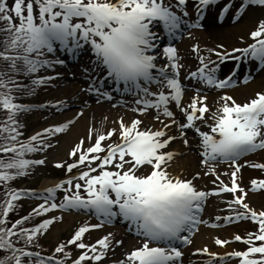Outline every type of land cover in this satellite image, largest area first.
<instances>
[{
	"label": "snow or ice",
	"instance_id": "1",
	"mask_svg": "<svg viewBox=\"0 0 264 264\" xmlns=\"http://www.w3.org/2000/svg\"><path fill=\"white\" fill-rule=\"evenodd\" d=\"M216 2L193 0L197 21L189 26L201 27L199 20L203 18L204 9ZM187 3L188 0H176L178 7H185ZM248 6H264V0H243L239 10L243 12ZM230 8L231 5H226L223 11L227 13ZM187 15L186 10L182 15L177 14L165 0H13L11 7L7 0H0V62H3L0 63V111L5 113V118L0 120V185L7 187L8 182L27 175L32 166L43 165V159L25 157L51 147L49 138L64 133L72 123L68 121L47 127L26 141L20 139L22 126L17 116L27 111L29 106L16 102L18 97L14 93L34 94L37 87L55 79L36 74L42 69L64 63L60 59L53 61L48 58L49 54L57 51L56 45L72 54L85 45L89 46L95 55L96 67L105 72L103 82L111 79L117 84L122 83L127 91H135L137 95L143 93L136 101L141 105L136 111L154 109L159 113L157 120H160V115L169 119V123L161 121L163 127L159 130H141V120L136 119L128 126L121 119V142L107 148L102 144L116 135L115 129L99 135L95 143L86 149L81 140L70 153L72 157H78L77 161L68 164L67 171L71 173L81 165H85L87 170L78 177L47 189L44 202L10 227L8 217L17 207L16 202L23 195L35 193L7 189L0 202V252L7 255L0 256V264H66V260L55 255L44 257L41 252L30 250L38 236L62 217L45 219L32 228L23 226L34 216H42L55 209L86 210L102 218L100 224L79 227L66 243L55 248V253H64L68 245L81 250V255L73 264H84L85 261L99 264L106 258L113 248L110 234L93 244L85 243L84 237L92 229L101 228L104 222L111 223L117 217L129 224L142 243L116 264H177L184 253L173 246L174 242L191 244L189 235L182 233H192L197 225L204 223L200 213L207 197L210 194L237 192L241 195H234L227 202L234 214L216 219L256 222L257 232L249 233L247 239L240 235L233 238L249 247L225 256L211 253L204 247L197 249L194 255L208 256L205 264H219L226 257L240 258L239 264H264V211L257 212L245 202L247 193L238 183L242 166L235 163L246 154L264 150V92L256 93L254 98L242 104L237 103L231 95L221 96L222 103L216 112L211 113L209 130L202 131L197 127L196 122L204 121L206 114L210 113L204 102L207 97L197 95L185 107L182 104L185 87L178 78L182 65L177 49L171 45L163 48L162 56L166 58L164 65L157 64L158 56L154 54L160 51L157 42L161 36L153 29L161 26L169 38H174L181 25L187 24L182 18ZM250 36L254 42L247 47L235 48L231 53L216 52L219 62L228 59L237 62L252 60L264 70V20L258 23ZM194 51L199 53V47ZM199 61L200 67L190 73V79L198 80L209 88L226 89L233 86L239 64L227 77L219 79V63L204 56H200ZM210 64L214 67H209ZM169 69L174 74L170 75ZM19 75L28 77L31 85L18 80ZM250 79L251 76L244 82ZM152 85L156 86V91L151 90ZM91 90L97 95L101 94L99 87L92 86ZM104 95L107 97V93ZM172 104L179 109L184 123L176 120ZM55 107L59 108L60 105ZM173 125L180 129L182 137L186 136V129H195L201 138L203 163L210 165L212 173L215 172L212 162L217 158L233 162L231 186L221 181L218 191L209 193L198 190L193 180L181 179L169 171L170 163L176 156V153L167 150L176 139L168 135ZM184 143H188L187 139H184ZM93 164L96 166L92 167ZM56 166L64 167L63 164ZM249 166L264 169V164L260 163H250ZM143 169L148 171L142 172ZM74 180L77 182L74 183ZM251 186L253 190H264V179L252 180ZM58 190L65 193L60 203L54 202ZM230 242L219 238L214 241L221 247Z\"/></svg>",
	"mask_w": 264,
	"mask_h": 264
},
{
	"label": "rangeland",
	"instance_id": "2",
	"mask_svg": "<svg viewBox=\"0 0 264 264\" xmlns=\"http://www.w3.org/2000/svg\"><path fill=\"white\" fill-rule=\"evenodd\" d=\"M191 1L192 0H189L190 5L178 7L176 0H165L167 4L173 6L174 11H180V13H183V11L186 10L189 14H191V20L197 21V16L193 12L194 8L192 7L194 5ZM242 2L243 0H217L216 3L204 9L203 20H199V23L203 28H190L189 22L192 23V21L188 17L185 19L187 24H182L180 29L177 31V33L183 37L182 42L177 47V55L180 56V59L183 57L185 60V62L181 61L183 71L188 72L191 69L197 68L200 64L199 57L204 56L209 59V56L211 57L212 54L217 52L216 49L228 51L232 49V47H238L254 42L250 36V33L257 28V25L260 21L264 20V6L259 8H256L255 6H249L245 12H241L239 9ZM226 3H229L231 8L226 16H223L222 13L221 18V14L219 13L221 8ZM224 24L234 33L229 42L217 38L211 31V28L224 26ZM156 31L160 34V36L162 35V31L160 29H157ZM197 46L199 47V53L194 51V48ZM164 47L165 46L161 47L162 51ZM56 48L57 51L52 53V56L48 58L53 61L60 59L63 60L64 63L55 64L51 69L41 70V72L45 73L46 76H52L55 77V79L48 81V83L44 86L37 87L35 93L32 94L33 98L25 101L29 107H31L30 104H36L34 106V113L32 112L29 115V127H33L31 129L32 132L30 131V137L37 132H41L47 127L72 121L69 128L64 133H60L49 138L48 143L51 144V147L46 148L43 151L35 152L34 154V157L37 160L43 159L45 163L43 165H38L39 168L37 171V176L35 177L33 175L31 177V181L28 184H30V186L38 187L41 190H47L56 186L57 184L63 183L69 178L78 177L82 171L87 169L85 165H81L74 169L72 174L61 180L50 177L54 174L57 164L64 165V167H57L59 170H62L67 167L68 164H72L77 161L78 157H72L70 153L73 148L80 143L81 140L84 141V148L86 149L95 143V139L99 135L115 129V138H118L119 141H117V143H120L121 138L119 135V121L121 119H123V122L128 126H130L131 122L136 119L141 120V130H159L163 127L161 121L164 123H169V119L163 115H160V120H157L156 116L159 113H157V111L154 109H149L147 112L136 111L137 108L141 107V105H138L136 101L140 98V96L143 95V93H140L139 98L136 99L134 98L136 92L132 96H129L116 91L115 86L120 84H115V81L108 79L106 83L103 82V78L101 77L103 71H100L99 68L96 67V58L89 46L85 45L83 49L78 50L80 54L78 58L72 62V64H70L69 61L64 58L63 54L66 52V50L61 49L59 45H56ZM154 54L158 56V60H166V58L162 56V53L155 52ZM247 62L249 64L250 70L254 69L257 71V73L251 74L256 80L262 74V70L259 67L255 68V61L247 60ZM232 64L233 62L229 61H224L223 63L219 62V71L221 72V75H227L232 67ZM254 81L249 83L252 86L251 91L246 89L248 84H244L237 86L232 90L221 91V94L219 95L216 93H206L204 96H213V99L215 100L213 102L214 108L222 102L220 97L225 94L231 95L237 101L242 103L248 99L250 100L254 98L256 93L264 91V84L255 86L253 83ZM98 84H101L102 87L98 86ZM108 85H110L111 88H109ZM92 86L99 87L101 89V94L97 95L95 91H92ZM151 90L156 91L154 88H151ZM211 91L214 92L216 90L213 89ZM191 92H194V89ZM104 93H107V97H110V99L107 98ZM194 96L196 97L197 95H193V98ZM58 104L60 105L61 112L53 113L48 110L49 107L57 108L55 106ZM80 113H82V115H79ZM206 117L211 120V117H209L208 114H206ZM200 122L201 121H197L196 124ZM209 124L210 122L207 124L203 123L200 127L203 130H209ZM176 128L178 129L177 126H174L169 129L171 131L170 135L175 136L178 134ZM90 136L91 139L89 138ZM188 136L190 140H193L191 141L190 146H185L181 141H173L171 143L172 148L176 150L178 154L173 163L170 164L169 171L172 173L173 170L178 169L180 172L179 175L182 176V179L194 180L193 183L201 187H210L212 184L209 182H213V175L211 174L210 166L204 164L198 156V144L195 142V129H190ZM111 138H114V136ZM110 143L111 140H106L103 142L102 146L107 148L106 146L110 145ZM253 159L255 163H264V150L259 151ZM185 161L193 162V165L191 166H194V168L190 171V173L183 174L182 169L180 170L179 168L181 167L180 165ZM92 166L96 165L93 164ZM244 167L245 170H243L241 174L239 173L240 178L238 183L240 187L243 188L247 193L245 202L248 203L249 206L254 210H264V190H253L251 186V181L254 180L255 177L256 180H261V178H263L264 172L261 171V169H254L249 165ZM216 168L218 169L217 166ZM224 169V166H219L218 172L227 171L229 173L234 168L229 167L226 170ZM146 171H148V169L142 170V172ZM202 173L204 174L202 175L204 176L203 178L193 179L194 177H197L195 176L196 174ZM228 173L227 175H224L227 177V181L230 178ZM49 180L56 181L46 185L47 183L45 182ZM76 182L77 181L74 180V183ZM22 186L26 187V184L24 183ZM65 187H67V185ZM237 194L241 195L240 192H237ZM64 195L65 193L63 190L60 192L58 190L54 202L60 203L63 200ZM219 196L220 195H216L210 198V204L208 206L206 216L217 218L219 216L226 217L227 214L233 213V211L229 210L228 203L219 205ZM223 197L228 198V201L232 200L231 196L229 197L228 195H225ZM19 201L24 202L22 203V206H25V204L28 203L24 201L23 198H21ZM39 204L40 203H38V205ZM69 210H67L68 212H63L62 209H55L48 213L45 219H50L53 217H62V219L56 220L51 226H49L46 234L43 235L42 242L45 243V241H47L45 243L46 248L52 249L59 246L61 243H66L74 235L75 231L79 229V227L102 223V218L94 216L92 212L85 210ZM236 210L242 211L240 208H237ZM220 221H223V219H220ZM107 224L108 223L104 222L103 227L92 229L86 233L84 242L93 244L100 238L110 234L113 248L108 252L106 258L100 261L99 264H116V262L125 259L126 255L128 254L127 252L137 245V240L127 235L124 230L107 226ZM227 224L228 227L226 228L203 230V234L201 232V234L193 242L192 247L189 248L187 257H191L197 249H202L204 246H210L214 248L210 252L219 253L220 256H225V254L231 253L232 251H245L249 245L243 242L235 241L233 238L235 235L239 234L241 237L247 239L249 233L257 232L258 225L256 222L251 220L227 222ZM209 233H211L212 241L202 242L201 238L208 236ZM216 238L231 242L221 247L214 243ZM40 239H42V237ZM117 241H123V243L116 244ZM257 244H259V242H257ZM63 254L71 257L73 262L81 255V250L76 248L74 245H68ZM4 255V252H0V256ZM239 259L240 258L226 257L223 261H220L219 264H239ZM84 264H96V262L85 261Z\"/></svg>",
	"mask_w": 264,
	"mask_h": 264
},
{
	"label": "trees",
	"instance_id": "3",
	"mask_svg": "<svg viewBox=\"0 0 264 264\" xmlns=\"http://www.w3.org/2000/svg\"><path fill=\"white\" fill-rule=\"evenodd\" d=\"M7 3H8V0H7ZM8 5H9V3H8ZM0 63H3V62H0ZM17 79L20 80L24 84L25 83L27 85H30L31 84V82H30L31 80L28 77H25L23 75H19L17 77ZM14 94L17 97H18L19 94L22 96V93H14ZM21 99H23V98H21ZM27 115L28 114L25 111V112L19 113L18 116H17V119H18L20 125L22 126L20 128V131H27L28 130L29 122L27 120ZM4 118H5V113L2 112V111H0V120H3ZM33 172H34V169H31L30 168L27 175L18 177V178H16L13 181L8 182L7 187H5L3 185H0V202L3 201L4 193L7 191V189H14V188L18 187L19 185H21L23 182H28L29 183L31 181V173H33ZM29 186H30V184H29ZM26 213H27V210H23L22 207H21V205L17 204V207L15 208V210L12 213L9 214V217H8V226L10 227L12 223H14L17 219L22 218V215L23 214H26ZM15 218H17V219H15ZM36 219H37V217L34 216L31 220L25 222V224L23 226L25 228H27V225H30L31 223L35 222ZM39 238H40V235L38 236L35 245L34 246H30V250H35V251L41 252L42 249H45V251L48 252L49 250L46 249V247L42 243H39ZM5 255H7V253H5ZM42 256H44V254H42Z\"/></svg>",
	"mask_w": 264,
	"mask_h": 264
},
{
	"label": "bare ground",
	"instance_id": "4",
	"mask_svg": "<svg viewBox=\"0 0 264 264\" xmlns=\"http://www.w3.org/2000/svg\"><path fill=\"white\" fill-rule=\"evenodd\" d=\"M211 31L214 33V35L219 38V39H222L226 42H229L230 39L232 38V36L234 35V33L229 30L225 24L224 26H218L216 28H211ZM255 86L259 85V84H264V70L262 71V74L253 82ZM252 83V84H253ZM248 91H251L252 89V86L250 84L247 85V88H246ZM193 165V162H189V161H185L183 162V164H181L180 166V170L182 169L183 171V174L184 173H190L191 170H193L194 166H191ZM177 167V166H176ZM173 174L176 175V176H179L180 172L179 170H173ZM178 174V175H177ZM56 180L54 181H46L45 183H47L46 185H49V183H54ZM202 242H208V241H212V236H206V237H202L201 238Z\"/></svg>",
	"mask_w": 264,
	"mask_h": 264
}]
</instances>
